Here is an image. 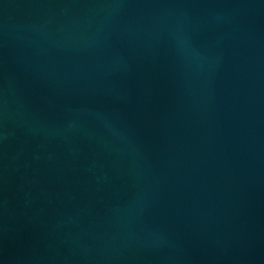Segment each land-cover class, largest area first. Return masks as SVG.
<instances>
[{"label":"water","instance_id":"obj_1","mask_svg":"<svg viewBox=\"0 0 264 264\" xmlns=\"http://www.w3.org/2000/svg\"><path fill=\"white\" fill-rule=\"evenodd\" d=\"M0 264H264V0H0Z\"/></svg>","mask_w":264,"mask_h":264}]
</instances>
